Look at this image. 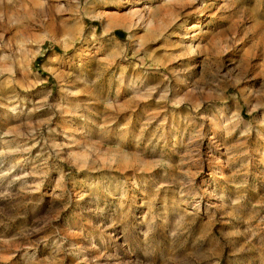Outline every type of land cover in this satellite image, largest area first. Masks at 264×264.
Listing matches in <instances>:
<instances>
[{"label": "rangeland", "instance_id": "rangeland-1", "mask_svg": "<svg viewBox=\"0 0 264 264\" xmlns=\"http://www.w3.org/2000/svg\"><path fill=\"white\" fill-rule=\"evenodd\" d=\"M0 264H264V0H0Z\"/></svg>", "mask_w": 264, "mask_h": 264}, {"label": "bare ground", "instance_id": "bare-ground-1", "mask_svg": "<svg viewBox=\"0 0 264 264\" xmlns=\"http://www.w3.org/2000/svg\"><path fill=\"white\" fill-rule=\"evenodd\" d=\"M194 27V26H193Z\"/></svg>", "mask_w": 264, "mask_h": 264}]
</instances>
